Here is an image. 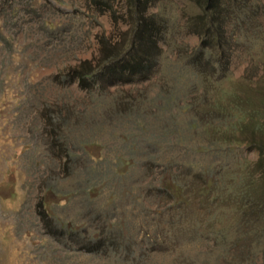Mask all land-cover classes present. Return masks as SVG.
<instances>
[{"label": "trees", "instance_id": "16d2710c", "mask_svg": "<svg viewBox=\"0 0 264 264\" xmlns=\"http://www.w3.org/2000/svg\"><path fill=\"white\" fill-rule=\"evenodd\" d=\"M85 1L97 14H109L117 35L98 33L95 54L68 65L66 85L96 99L94 110L84 107L77 120L91 121L97 110L102 133L112 134L113 117L130 128L125 127V138L115 143L113 153L94 160L86 154L89 162L78 164L68 159L71 148L59 140L63 131L53 138L52 116L44 121L49 152L58 140V156L64 158L62 164L58 161L59 171L65 177L80 175L84 194L114 187L133 202L131 176L136 183L139 176L137 184L147 187L143 198L153 193L159 204L153 203V210L144 207L139 226L146 236L137 243L119 244L111 238V228L90 222L80 232L98 246L77 249L96 251L104 242L111 249L120 245L128 254L172 251L175 264H264V0H188L195 12L183 24L196 44L175 49L178 79L171 87L161 81L153 98L158 102L154 116L160 122L169 113L174 131L189 136L185 142H171L172 130L147 125L146 113L131 94L110 91L147 81L160 70L165 18L151 11L160 0ZM238 53L244 63L234 75L231 61ZM62 111L69 108L57 109L56 118L65 122ZM94 142L93 135L80 141ZM142 177H149L148 183ZM204 222L214 234L215 252L206 250Z\"/></svg>", "mask_w": 264, "mask_h": 264}, {"label": "rangeland", "instance_id": "374dc122", "mask_svg": "<svg viewBox=\"0 0 264 264\" xmlns=\"http://www.w3.org/2000/svg\"><path fill=\"white\" fill-rule=\"evenodd\" d=\"M60 1L0 0V264H175L172 251L135 250L128 254L120 245L111 249L103 246L104 242L96 251L77 249L98 246L96 239L81 235L80 229L90 222L111 228V238L115 237L119 244L130 240L137 243L144 235V228L139 226L145 218L144 207L153 210V203L159 204V200L150 196L153 193L146 200L143 198L147 187L137 184L139 176L135 178L137 183L131 176L130 189L136 198L133 202L120 196L122 191L114 187H100L101 193L96 195L84 194L80 175L65 177L59 171L58 161L62 164L64 158L62 154L58 156V140L53 144L54 151L49 152L50 135L44 121L52 116L53 138L57 139L63 131L65 136L59 140L71 148L68 159L77 160L78 164L81 160L89 162L86 154L94 160L113 153L115 143L125 138V127L130 128V124L121 126L113 117L108 130L112 134L107 135L104 129L102 133L97 110L91 121L77 120L84 107L94 110L96 99L79 92L75 85H66L68 65L95 54L93 40L98 33L113 36L117 31L109 14H97L85 0ZM151 11L165 18L167 34L159 43L160 70L147 81L110 91L121 96L131 94L134 101L140 102L139 111L146 113L147 125L172 130L167 138L171 142L177 138L185 142L189 136L174 131L169 113L164 112L165 119L160 122L154 116L158 113L154 99L161 81L171 87L178 79L174 66L180 60L175 49L196 44L194 36L185 34L183 24L187 14L195 9L188 0H160ZM238 55L231 61L234 75L240 73L244 63ZM64 107L69 108L67 113L62 111L68 120L62 122L56 118V111ZM92 135L96 142L80 143ZM142 179L143 184L149 181ZM98 216L101 218L95 220ZM208 224L204 222L203 227ZM204 236L206 250L215 252L214 234L209 227Z\"/></svg>", "mask_w": 264, "mask_h": 264}]
</instances>
